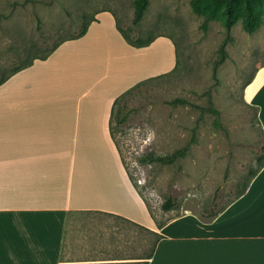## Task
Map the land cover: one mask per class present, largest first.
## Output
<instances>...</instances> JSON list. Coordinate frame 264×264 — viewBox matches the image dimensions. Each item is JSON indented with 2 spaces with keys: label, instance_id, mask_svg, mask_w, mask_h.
Instances as JSON below:
<instances>
[{
  "label": "crops",
  "instance_id": "0c3cea01",
  "mask_svg": "<svg viewBox=\"0 0 264 264\" xmlns=\"http://www.w3.org/2000/svg\"><path fill=\"white\" fill-rule=\"evenodd\" d=\"M109 11L84 36L0 84V264H60L76 212L163 237L146 264H264V166L211 220L187 212L158 229L110 134L115 99L176 64L170 41L129 45ZM264 130V65L243 89Z\"/></svg>",
  "mask_w": 264,
  "mask_h": 264
},
{
  "label": "rangeland",
  "instance_id": "374dc122",
  "mask_svg": "<svg viewBox=\"0 0 264 264\" xmlns=\"http://www.w3.org/2000/svg\"><path fill=\"white\" fill-rule=\"evenodd\" d=\"M191 1L150 0L134 25L133 0H0V77L25 59L26 49L34 46L30 57L42 56L99 11L111 12L134 40L170 41L175 69L118 105L125 122L121 113L111 121L124 167L156 222L220 210L242 190L264 153V134L242 95L264 65V0L248 2L256 16L252 32L244 28V0L231 4L229 30L223 4L204 0L209 7L196 14ZM221 45L225 59L215 67ZM175 99L185 102L172 104ZM186 146L185 157L172 165L139 162L148 153L166 155ZM167 199L174 206L164 211ZM152 244L153 236L135 223L76 212L68 218L60 264H144Z\"/></svg>",
  "mask_w": 264,
  "mask_h": 264
},
{
  "label": "trees",
  "instance_id": "16d2710c",
  "mask_svg": "<svg viewBox=\"0 0 264 264\" xmlns=\"http://www.w3.org/2000/svg\"><path fill=\"white\" fill-rule=\"evenodd\" d=\"M213 1H214V3H220V4H223L224 5L225 12H226V15H227L225 25H226V28L229 30L231 28L232 21H233V18H234L233 13L231 12V4L233 2H235V1H237V0H213ZM244 1L246 3V20H245L244 28H245L246 31L252 32L254 30V27H255L256 16H255V14H253L251 12V10L249 8V4H248L249 0H244ZM149 3H150V0H133V8H134L133 24L134 25L140 23V21L142 20L145 12H146V10H147V8L149 6ZM191 6H192V10L196 14H202V12L209 7V4L208 3H205L204 0H192L191 1ZM95 20H96L95 18H92V19H89L88 21H86L81 26V28L78 31V33H76L75 35H72L70 37L60 39L58 42L54 43L51 46V48L47 49V51L42 56H40V57H38V56L30 57V56H32L30 54V52H32L34 50V46L26 49V57H25V59L22 60L18 65H15L8 74L2 75L0 77V84H2L3 82H5L13 74L19 72L20 70H22L24 68H27V67L31 66L34 63L35 60H45L62 43L66 42L68 40H75V39H78V38L84 36V34L87 32V29H88L89 25L91 24V22H93ZM37 22L40 23L39 18L37 19ZM116 28L118 29V31L120 32V34L122 35V37L124 38V40L129 45H131L133 47H136V48L145 47V46L151 44V42H153V40L155 38V37H151V38H148L147 40H142V39H135L134 40V38H132L129 34H127L122 29V27L119 26V24H118L117 21H116ZM38 29H39V27H38ZM219 52H220V56H219V59L215 63V67L218 64H221L224 61V59H225V49H224V45H221V47L219 49ZM175 67H176V65H175ZM175 67H174V69H175ZM166 75H168V74L159 75V76L151 77V78L145 79L143 81H140V82H138L137 84H135L134 86H132L130 89H128L127 91H125L124 93H122L120 96H118L115 99V101L113 103V106H112L111 118H110V134H111V136H112V130H111V121H112V118L114 116L119 117V115L121 113L120 118H119V120L121 121V123H123V122H125L127 120V114H123L122 113V110L120 111V108H118V105L122 101H124L129 95H131L135 90H138L139 88L145 86L147 83H149L151 81H154L155 79H157L159 77L166 76ZM253 76H251L246 81V83L244 84V87L251 82ZM184 102L185 101L183 99H175V100L171 101L172 104H179V103H184ZM210 105H211V103H210ZM247 106H249L250 108H252L255 111V114L254 115H255V118L257 120L258 125L260 126L259 121L257 119V108L256 107H253V106H250V105H247ZM215 112H217V111H215ZM260 128H261V126H260ZM261 131L264 134V130L262 128H261ZM112 138H113V136H112ZM261 149L262 150L264 149V145H262ZM187 150H188V146L182 147V148H179V149H176L172 153L166 154V155H156V154H153V153H148V154L140 157L139 158V162L141 164L158 163L160 165H172L177 160H180V159L184 158L185 155H186V153H187ZM256 162L258 164L257 169L256 170H254V169L253 170H249V178H248V181L245 183V185L243 186L242 190L237 193V195L235 196V198L233 200L237 199L238 197H240L245 192V190L248 187L250 181L256 176V174L264 166V153L263 152L256 157ZM130 179H131V177H130ZM131 181H132V179H131ZM232 201H230L229 203H231ZM173 206L174 205H173L172 201L170 199H167L162 204V209L164 211H169V210H171L173 208ZM226 206H224L223 208H221L218 211L210 212L207 216H203V215H199V214H197V216L200 219L205 220V221L211 220L214 217H216L221 211H223ZM148 209H149V207H148ZM117 218H120V217H117ZM167 220L168 219H166L164 221H161V222H158L157 221L156 222V227L158 229H160L166 223ZM138 226L140 228H142L143 230H145L148 234H150L151 236H153V244H152L151 251L148 254V256L145 257L146 259H150L153 256V252H154V249L156 247V244L158 243V241L163 236L161 234L157 233L156 231L150 230V229L145 228V227H143L141 225H138ZM146 263H147V261H145L144 264H146Z\"/></svg>",
  "mask_w": 264,
  "mask_h": 264
}]
</instances>
